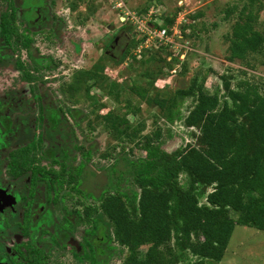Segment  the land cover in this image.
Segmentation results:
<instances>
[{
    "label": "rangeland",
    "instance_id": "1",
    "mask_svg": "<svg viewBox=\"0 0 264 264\" xmlns=\"http://www.w3.org/2000/svg\"><path fill=\"white\" fill-rule=\"evenodd\" d=\"M245 1L121 0L119 5L120 0H58V9L63 7L67 14H64L68 21L67 33L71 34L62 54L66 70L59 71L63 74L56 79L58 82L51 83L48 93L51 105L62 109L67 120L66 128L73 131L67 140L90 152L85 165L88 190L100 193L107 186L113 164L120 170L129 168L132 171L129 164L146 155V136L153 138L157 130L161 135L157 140L153 138V142L168 153L195 142L192 131L197 133V129L187 127L183 119L175 116L169 121L166 108L160 109L154 102L174 99L171 110L177 109L186 115L192 100L180 99L175 91L188 86L192 77L201 80L206 75L204 84L209 94L216 89L222 93L220 76L223 74L232 75L231 85L239 79H249L263 87L262 55L250 57L252 68L225 58L227 42L224 35L230 32L235 12L228 19L225 16L233 8L239 9ZM125 10L132 12L135 18L128 16ZM165 15L172 18L165 27L171 43L151 38L146 31L150 27L159 29L165 22ZM258 27L264 28V6L259 13ZM120 31L132 34L134 39H131L127 52L114 61L103 51L114 33ZM15 38L11 41L12 48L23 50ZM38 40L34 39V43L41 50L34 44L32 47L37 52L49 53L46 49H50L52 59H55L57 49ZM58 62L62 64L61 60ZM166 105L169 109L170 103ZM31 108L36 110L37 105ZM107 117L113 122L124 120L120 123L121 129L116 124L110 125ZM33 131L36 134L39 130L33 128ZM131 175L132 172L118 175L114 180L116 187L128 193L137 191ZM180 181L185 182L183 175ZM75 200V197L69 198L70 206ZM99 205L100 201L85 200L84 226H89L95 215L101 217L102 223H109L108 217L98 210ZM127 209L130 213L133 210L129 205ZM108 230L112 232L110 226ZM78 235L79 238H74L77 242L81 241V229ZM174 240L172 237L168 245L175 248ZM110 245L114 247V255L105 264H120L129 251L113 239ZM145 249L146 246L139 248V257H143ZM184 258L197 264H264V231L236 225L221 260L199 259L191 254Z\"/></svg>",
    "mask_w": 264,
    "mask_h": 264
},
{
    "label": "trees",
    "instance_id": "2",
    "mask_svg": "<svg viewBox=\"0 0 264 264\" xmlns=\"http://www.w3.org/2000/svg\"><path fill=\"white\" fill-rule=\"evenodd\" d=\"M263 6L264 0H246L226 14L228 19L235 12L230 32L224 35L227 61L252 68L251 56L264 57V28L258 27ZM165 17L160 28L172 19ZM231 78L220 76L221 94L219 89L211 94L205 89L206 75L201 80L192 77L188 86L177 89V97L192 100L186 115L171 110L174 99H154L160 109L166 108L169 121L175 116L198 130L192 131L195 142L168 153L153 142L161 135L157 130L153 138L146 136V155L129 164L132 171L110 166L107 186L99 193L109 223L87 231L100 233L96 242L104 241L105 256L113 254L108 244L113 239L129 251L120 264H197L185 259L186 254L219 261L236 225L264 231V85L260 88L249 79L231 85ZM107 119L118 129L124 122ZM129 172L138 188L130 193L114 183L118 175ZM172 237L175 248L168 245ZM142 246L146 249L139 257Z\"/></svg>",
    "mask_w": 264,
    "mask_h": 264
},
{
    "label": "flooded vegetation",
    "instance_id": "3",
    "mask_svg": "<svg viewBox=\"0 0 264 264\" xmlns=\"http://www.w3.org/2000/svg\"><path fill=\"white\" fill-rule=\"evenodd\" d=\"M59 8L58 0H0V264H105L114 255L105 256L99 232H87L106 224L99 215L84 226L83 203L100 201L86 188L90 152L67 140L73 131L48 93L66 70L62 54L71 34ZM131 35L114 33L104 55L120 59ZM13 37L23 50L12 48ZM34 39L57 49V59L50 49L37 52Z\"/></svg>",
    "mask_w": 264,
    "mask_h": 264
},
{
    "label": "built area",
    "instance_id": "4",
    "mask_svg": "<svg viewBox=\"0 0 264 264\" xmlns=\"http://www.w3.org/2000/svg\"><path fill=\"white\" fill-rule=\"evenodd\" d=\"M119 4V3H118ZM122 2L120 0V4L121 5ZM125 13L130 16L131 18H135V15L128 11L125 10ZM147 34L151 37V38H157L159 41L165 42V43H171V40L169 39V34L167 32V29L165 27L156 29L153 27L150 28H146Z\"/></svg>",
    "mask_w": 264,
    "mask_h": 264
}]
</instances>
